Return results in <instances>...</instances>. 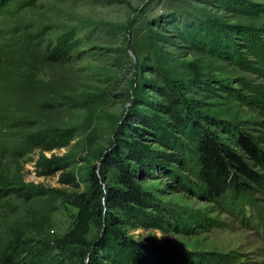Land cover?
<instances>
[{
  "label": "rangeland",
  "instance_id": "obj_1",
  "mask_svg": "<svg viewBox=\"0 0 264 264\" xmlns=\"http://www.w3.org/2000/svg\"><path fill=\"white\" fill-rule=\"evenodd\" d=\"M245 137L264 151V0L0 9V253L20 264H264ZM207 140L256 179L228 167L239 204L211 190ZM118 167L140 207L114 201Z\"/></svg>",
  "mask_w": 264,
  "mask_h": 264
},
{
  "label": "trees",
  "instance_id": "obj_2",
  "mask_svg": "<svg viewBox=\"0 0 264 264\" xmlns=\"http://www.w3.org/2000/svg\"><path fill=\"white\" fill-rule=\"evenodd\" d=\"M10 0H0V9L6 5L7 2ZM58 51H53L48 55L49 60L54 61L58 58ZM241 149L245 153L247 159L251 160L256 166L261 167L264 169V151L259 149L253 142L250 141L249 138H242L239 140ZM198 145V144H197ZM224 155L226 152L223 150L221 151ZM218 151L216 145L210 140H207L204 143H200L197 146V154L199 160L205 167V171L208 173V180L210 182L211 190L218 195H225V193H229V197L233 194V198L237 200V203H240L241 198H236L239 183L235 180L233 181L229 172V166L236 169L238 172L245 174L249 179L253 182L256 181L254 176L251 174L249 169H247L244 164L240 161V159L235 156L230 151H227V157L229 160H225L222 157V153ZM120 166V165H114ZM120 168V167H118ZM121 172L119 173V184L122 187V190L117 191L114 193V201L119 206H127V205H136L140 207L144 201L142 196V192H140L135 185L131 181V176L127 172V170L120 168ZM238 184V185H237ZM236 186V188H235ZM241 187V185H240ZM228 188V191H227ZM242 188V187H241ZM232 198V199H233ZM228 198V201L230 200ZM230 202H233L230 200ZM228 202V203H230ZM231 204V203H230ZM249 204L244 202L243 206ZM249 207V206H248ZM252 210L254 211L253 207ZM42 250V248H41ZM31 262V261H30ZM0 264H20L18 260H14L13 256L5 251L0 253ZM33 264V263H30Z\"/></svg>",
  "mask_w": 264,
  "mask_h": 264
}]
</instances>
